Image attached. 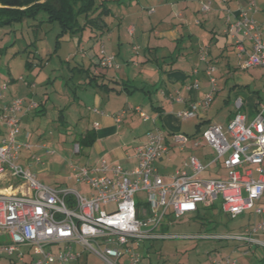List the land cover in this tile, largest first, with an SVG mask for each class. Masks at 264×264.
Returning <instances> with one entry per match:
<instances>
[{"label":"built area","instance_id":"obj_1","mask_svg":"<svg viewBox=\"0 0 264 264\" xmlns=\"http://www.w3.org/2000/svg\"><path fill=\"white\" fill-rule=\"evenodd\" d=\"M208 8L209 4H204L202 11ZM257 12L256 1L248 0L240 6L235 19L229 11L225 17L224 33L234 43L241 70L264 69V24L256 22ZM99 55V68L118 67L115 58L105 54L103 48ZM206 56L207 51L202 50L200 60L205 62ZM213 71L212 65L205 69L209 90L202 100L178 112L180 121L193 119L209 108L216 85ZM198 73L193 71L195 78L187 90L198 88ZM7 90L0 86V101ZM261 90L264 93V84ZM243 106L237 98L233 102L234 113L224 127L208 124L201 131L199 142L214 153L209 162L203 164L191 156L167 182L153 163L168 153V142L183 150L190 138L168 135L156 127L146 132L141 145L133 148L137 165L132 169L108 164L102 158L93 166L70 165L68 179L86 185L91 191L87 196L63 186L42 185L28 169L31 164L44 165L38 158L27 160L28 167L18 163L20 150L31 149L28 143L17 139L19 114H28L36 104L12 99L8 105L0 106V184L5 181V189L10 191L0 193V260L13 264H89L91 259L93 264H140L150 258L152 242L189 237L264 248V242L256 238L262 225L237 233L196 236L172 235L161 227L168 215L180 218L194 214L199 206L210 207L216 202L224 216L230 218L248 211L256 216L264 214V204L260 203L264 196V97L250 122L242 112ZM92 112L103 114L98 109ZM133 112L153 126L159 119L148 117L138 106ZM124 115V111L117 113L115 122L120 123ZM97 127L98 124L93 125ZM72 149L79 154L82 147L75 142ZM213 165L224 170V176L199 179ZM140 193L145 196L143 204L138 198ZM209 264H235V260H211Z\"/></svg>","mask_w":264,"mask_h":264},{"label":"rangeland","instance_id":"obj_2","mask_svg":"<svg viewBox=\"0 0 264 264\" xmlns=\"http://www.w3.org/2000/svg\"><path fill=\"white\" fill-rule=\"evenodd\" d=\"M105 3L110 13L104 16L108 31L102 34L88 28L70 33L63 29L58 20H50V16L44 12H37L35 18L25 17L9 27H0V86H6L8 89L4 95H10L11 100L21 99L37 104L39 102L46 104V111L43 115L38 116L39 111L36 110L30 117L24 118L20 122V133L17 139L28 143L31 149L20 151L18 163L21 164L22 160H29L31 157L38 158L44 165L31 164L29 167L26 165L24 167H28L42 185L49 187L62 185L83 196L90 194V189L86 185L70 181L68 178L71 175L70 165L88 166L90 161L95 158L94 155L89 154L90 148L83 147L79 154H74L72 149L78 136L85 130H90L93 124L92 111L96 106L92 99L95 92L94 87L97 88L95 81L90 78L92 72L97 71L99 74L106 75L105 82L109 85V90L113 91L115 88L121 89L120 86L115 85L113 79L121 75L125 76L123 73H126L127 70L130 79L138 73L139 69H134L132 65V62L141 63L138 56H153L162 62L163 52L157 49L154 51L153 43L157 38H160L154 35V30L162 32L164 28L155 27L160 25V21L170 12V6L176 5L178 9L182 8L178 0H106ZM162 5L168 7L157 10ZM151 11H157V14L151 16ZM128 26L133 28V34L127 33ZM142 37L145 41L143 48L139 44ZM178 45L176 51H171L172 55L175 58H180V61L183 60V66H186L184 69L191 72L192 67L194 68L192 64L197 57L199 59V56L196 52L191 51L181 56V52L185 48L183 43ZM132 46H138L141 50L134 52L131 50ZM101 48L108 56L116 55L115 63L120 66V71L101 69L96 65L95 62L101 56L99 55ZM227 48L230 49L229 46ZM234 68L232 74L227 76L226 89L220 90L215 95L207 109L211 115H217L218 121H221L222 125L225 121L222 117L230 109V105L223 102L228 95V88L247 83L250 90H255L264 97L261 90L263 87L261 75L264 72L260 68L248 70ZM96 80V83L101 86L100 78ZM133 86H138V84ZM220 87H222L221 83ZM118 90L111 95V98L116 101L117 97H122L120 100L123 105L125 99L131 98L133 94L128 95L121 90L118 93ZM137 93L136 91L134 95ZM141 104L143 109H146L147 99ZM125 105L126 109H129L127 113H129L128 111L133 113V108L136 106L133 104L132 98L129 102V105L132 106ZM0 106H2V100ZM138 107L141 109L140 106ZM143 109L141 110L152 118ZM135 115L133 123L130 124L131 127L121 124L120 138L115 141L116 146H120V150L125 151L131 145L130 143L136 140L135 135L143 136L144 129L149 124L139 119L137 114ZM177 123L179 131L175 134L186 135L190 139L201 138L200 134L204 128L202 125L196 127L198 123L196 118L187 121L177 120ZM154 127L167 132L162 126L161 119H158L151 129ZM202 153L201 150L194 151L193 157L203 164L209 162L213 157L210 155L205 161ZM189 154L186 150L178 155L175 154L172 164L177 168L182 164L181 167H183L189 159ZM115 164L119 165L120 161ZM262 167L264 169V163ZM214 170V165L209 167L199 179L216 176L213 175ZM219 171V175L225 173L222 169ZM4 186L6 187L7 184ZM138 198L140 200L137 198L136 200H139L140 204L145 202L143 194L140 193ZM254 218H257L258 221L263 219L251 211L244 212L235 218L224 216L219 203L216 202L213 209L201 208L198 214H188L180 218L168 215L164 218L161 227L163 226V231L172 235L230 234L248 228ZM229 243L228 241L191 237L152 242L150 258L143 259L140 264H209L211 260L226 258L235 260V264H264V249L262 247H255L253 250L252 248L246 249L248 253L245 254L244 251V255L243 250L232 254ZM53 249L56 251V248ZM90 261L94 262L92 259ZM0 264L13 263L1 259Z\"/></svg>","mask_w":264,"mask_h":264},{"label":"crops","instance_id":"obj_3","mask_svg":"<svg viewBox=\"0 0 264 264\" xmlns=\"http://www.w3.org/2000/svg\"><path fill=\"white\" fill-rule=\"evenodd\" d=\"M247 1L248 0H227L226 2H223L222 0H178L182 8L178 9L176 5L170 6V12L166 14V17L163 18L162 21H160V25L155 27H163V31L160 32L157 31V29L154 30V35L160 37L157 38V40H155L153 43L154 51L157 49L163 52L161 59L162 62L153 56H138L139 59H141V63L132 62L133 68L139 69L135 77H132L131 80L128 76V70L126 69V73H123L125 76L121 75L113 79L115 85L120 86V90L125 94H133L131 98L136 108L137 106H140L141 109H143L144 107L141 103H144V100L147 99V108L143 110L152 117L159 116L162 126L165 128V131L167 130L166 133L168 135L175 134V132L179 131L177 120L180 121V119L177 117L178 112L186 109L191 103L202 100L204 94L209 90L208 78L204 73L205 69L210 65L214 66V71L212 73L213 78L216 80L215 92L213 94L214 100L215 95L220 92V90L226 89L228 85L227 76L232 74V72L235 70L234 67H236V69L237 67L239 68V59L237 57L234 43L224 33L226 28L225 17L229 11L232 15V18L235 19L239 12L240 6H244ZM255 1L258 12L255 14L254 18L258 24H264V0ZM204 4H209L207 11H202V6ZM167 7V5H162L158 7L159 9L157 8V10H162ZM155 14H157V11L150 12L151 16ZM126 31L128 34H133V28L131 26H128ZM139 41L140 46L143 48L145 44L143 37ZM180 43H183L185 48L181 52V56H184V54H187L190 51L196 52L199 56L202 50H206L207 56L205 62L201 61L200 57L199 59L197 57V59H195L194 63L192 64L194 68L192 67L191 72L184 69L186 66H183V60L180 61V58H175L171 52L174 50L176 51L179 46L178 44ZM146 44L149 45L150 43ZM228 46L230 49L227 48ZM245 47L249 48L247 42H245ZM131 50L138 52L141 50V48L139 49L138 46H132ZM113 57L115 58L116 62V55ZM245 57L246 55L242 56L243 59ZM185 60L187 61V57ZM97 61L95 62L96 65ZM222 61L224 62L222 63ZM117 66V68H110L107 70L120 71V66ZM195 69L199 72L196 75V78L198 79V88L189 91L186 89V86L192 82L193 78H195V76L192 74ZM260 69L262 72H264L263 68ZM224 76L226 77L225 79L223 78ZM261 76L263 78L264 84V73H262ZM90 78L95 81L94 83L97 88L95 89L94 87L95 92L92 99L94 105L96 106L95 109L102 111L103 114L100 115L96 114V112H92L94 117L90 130H92L95 134V141L90 147L87 148H90L89 154L94 155L95 158L90 161L88 166L95 165L102 158L105 159L108 164L118 165L115 163L120 161L119 166L126 169H132L137 165L133 148L135 146L141 145L145 141V134L147 131L151 130L152 123L146 122L149 124L144 129L143 136L141 137H137V135L132 132L136 136V140L134 139L135 141H132L130 143L131 145L125 151L120 150V146H116L115 141L120 138L119 135L122 129L121 124H127L129 125L128 127H131L130 124L133 123V117L136 114L134 112L131 113V111H128L129 113H127V110L129 109H126L125 104L129 105L131 98H126L125 103L122 105L120 100L122 97H117L116 101L111 98V95L116 93L118 89L114 87L115 89H113V91L109 90V85L105 82L107 79L106 75L99 74L97 71H94L92 72ZM97 78H100L101 86L96 83ZM220 83L222 84V87H220ZM136 84H138V86H133ZM120 90H118V93H120ZM136 91L138 92L136 94L137 97L134 95ZM10 97V95H5L2 100V106L8 105L11 102ZM133 98L135 99L133 100ZM178 98L181 100L177 101ZM237 98H240L243 101L244 106L242 112L247 118V122H250L254 118L257 105L263 96H260L255 90H250L247 83H245V85H234L232 88H228V95L223 102L224 104L230 105V109H228V111H226L223 115L224 117H222L225 120L224 125L228 123L234 113L233 102ZM35 104L36 108L33 111H39L38 116L43 115L46 111V104L40 102L39 104ZM33 111L26 115L19 114L20 122L22 119L30 117ZM123 111L125 112V115L121 122L117 124L114 120V116L117 113ZM138 118L141 119L139 115ZM195 118L198 120L196 127H200L202 125L204 128L208 124L224 126L222 125L221 121H218L219 119L217 115L213 116L209 111L207 112V110L200 112V114ZM95 124H98L97 128H93V125ZM0 129H3L1 123ZM199 141V138L190 139L183 150L173 146L170 142H168V153L163 157L162 160L153 163L158 174L162 176L164 181H169L170 175H172L174 171L178 170L182 165L181 164L177 168L172 164L174 162L175 154L178 155L180 152L183 153L186 150L188 153H190L189 157H191L193 156L194 151L197 152L201 150L203 152L202 155L205 161H207L210 155L213 156V150L203 142ZM196 142H199L197 146L195 145ZM22 163V166L26 165L25 163H27V159L22 160L21 164ZM219 172V169L215 168L213 175L224 176L225 173L223 175H219ZM1 184L0 193L10 192L8 189H5L6 187L4 185L7 184L5 181ZM12 192H19V190H14ZM20 192L24 193L25 191L21 190ZM260 203L264 204V196L262 197ZM213 207L214 205L210 207L199 206L198 211L201 208L213 209ZM259 217L263 219L258 221L257 218H254V221L251 222L252 224L246 229L257 228L258 226L262 225L263 228L258 231L256 238L264 242V214L260 215ZM229 242L232 248V254H236L240 250H243L242 253L244 255V251L246 252V249L252 248L253 250L255 247H259L252 246L248 248L241 242Z\"/></svg>","mask_w":264,"mask_h":264},{"label":"trees","instance_id":"obj_4","mask_svg":"<svg viewBox=\"0 0 264 264\" xmlns=\"http://www.w3.org/2000/svg\"><path fill=\"white\" fill-rule=\"evenodd\" d=\"M105 2L106 0H0V27H9L25 17L35 18L37 12H44L50 16V20H58L63 29L70 33L88 28L102 34L108 31L104 16L110 13ZM94 141V132L87 129L75 142L83 148L90 147ZM198 212L197 210L195 213Z\"/></svg>","mask_w":264,"mask_h":264}]
</instances>
